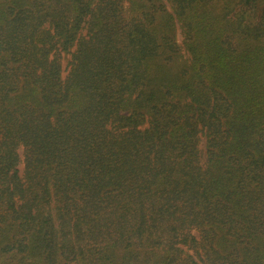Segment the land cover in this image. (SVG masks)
<instances>
[{
    "label": "trees",
    "instance_id": "trees-1",
    "mask_svg": "<svg viewBox=\"0 0 264 264\" xmlns=\"http://www.w3.org/2000/svg\"><path fill=\"white\" fill-rule=\"evenodd\" d=\"M217 1L0 0V250L264 264V0Z\"/></svg>",
    "mask_w": 264,
    "mask_h": 264
},
{
    "label": "rangeland",
    "instance_id": "rangeland-1",
    "mask_svg": "<svg viewBox=\"0 0 264 264\" xmlns=\"http://www.w3.org/2000/svg\"><path fill=\"white\" fill-rule=\"evenodd\" d=\"M226 0H218L217 2H215V7L217 9H221L222 4L225 2ZM233 8H232V13H236L239 9H240V0H233ZM125 6L127 8V15L130 18H136L139 17V7L137 5H134L132 3H130L129 1L125 2ZM231 13V14H232ZM177 42L179 43V45L181 46V60L182 61H186L188 59V53L184 48V44H183V37L179 32H177ZM72 55L70 52H64V57H63V62H64V67H65V72H68V63L70 62ZM146 126V125H145ZM144 126V127H145ZM203 140H205V137H203ZM200 146L202 147V149L205 151L204 147H205V143L204 141H201ZM0 264H34L30 258L24 260L22 259V257L20 256V254L14 253V252H3L2 250H0Z\"/></svg>",
    "mask_w": 264,
    "mask_h": 264
}]
</instances>
